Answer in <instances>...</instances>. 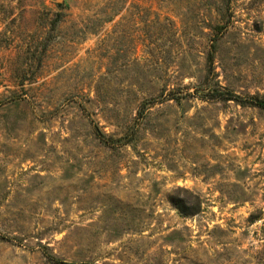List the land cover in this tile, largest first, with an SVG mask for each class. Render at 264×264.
Returning a JSON list of instances; mask_svg holds the SVG:
<instances>
[{"label": "rangeland", "instance_id": "374dc122", "mask_svg": "<svg viewBox=\"0 0 264 264\" xmlns=\"http://www.w3.org/2000/svg\"><path fill=\"white\" fill-rule=\"evenodd\" d=\"M0 234V264H264V0H0Z\"/></svg>", "mask_w": 264, "mask_h": 264}, {"label": "trees", "instance_id": "16d2710c", "mask_svg": "<svg viewBox=\"0 0 264 264\" xmlns=\"http://www.w3.org/2000/svg\"><path fill=\"white\" fill-rule=\"evenodd\" d=\"M213 56L210 57V62H212ZM213 99H224V100H239L238 96H235L231 93H215ZM258 105L262 106V104L258 103ZM172 204L179 210L182 216L188 218L192 216L198 215L202 211V202L199 196L192 195L187 193L185 199H178L171 197ZM0 239H9L7 236H3L0 234Z\"/></svg>", "mask_w": 264, "mask_h": 264}]
</instances>
